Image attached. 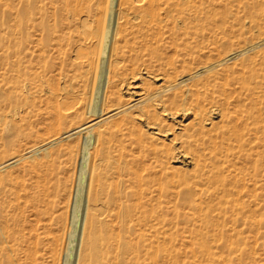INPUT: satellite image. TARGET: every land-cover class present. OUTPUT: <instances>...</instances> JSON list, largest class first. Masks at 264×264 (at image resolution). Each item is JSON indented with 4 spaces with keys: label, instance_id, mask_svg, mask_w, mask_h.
<instances>
[{
    "label": "bare ground",
    "instance_id": "6f19581e",
    "mask_svg": "<svg viewBox=\"0 0 264 264\" xmlns=\"http://www.w3.org/2000/svg\"><path fill=\"white\" fill-rule=\"evenodd\" d=\"M46 1L33 0L28 10L16 15L24 30L40 31L33 42L43 48L38 52L33 49L31 79L41 80L57 65L63 81L70 83V88L57 90L83 110L72 117L81 121L68 120L71 114L65 112L50 124L54 130L71 127L40 146L49 149L50 160L38 164L50 167L39 174L33 187L20 188L23 195L16 189L1 190L4 179L0 176V264H17L21 244L33 246L35 242L30 244L32 240L24 232L32 219L23 223L24 227L20 225L27 208L42 222L38 228L42 227L44 234L54 235L58 229V242L54 243L59 250H53L56 264H186L174 248L181 219L192 226L190 242L200 246L190 250L195 264H229L239 258H235L239 248H234L239 245L237 225L254 221L259 226L254 212H249L251 216L244 210L242 194L248 193L241 192L246 177L240 166L245 161L246 166H253H248L249 171H257L262 164L264 168V49L259 48L264 44L263 0H147L145 5L142 0L140 6L138 1L104 0L106 4L98 11L107 15L106 20L100 14L101 19L98 15L91 19L89 12L95 7L89 0H50V5ZM53 3L56 5L51 6ZM216 8H222L226 16L234 15L235 20L241 11L259 35L242 37L237 42L247 46L220 58V50L208 46L217 42L205 39L202 23L216 14ZM83 10L88 12L84 11L86 18H82ZM258 11L260 14L255 13ZM61 13L68 14L69 23L78 19V13L82 15L78 21L86 29L77 32L83 35L80 39L66 38L61 31L57 34L59 26L68 23L65 18L63 22ZM9 32V27L4 34L0 31V43ZM237 33L241 36L244 31ZM49 46L58 54L56 62L48 53ZM251 50L256 51L247 55ZM202 56L217 59L193 65ZM45 81L28 93L55 90ZM10 82L12 90L27 87L18 77ZM85 130L88 132L78 138L73 152L70 147L69 157L59 141ZM64 150L70 162L77 156L78 177L71 192L66 179L58 178L53 167L65 155ZM239 159L243 160L240 166ZM18 160L0 163V170ZM172 162L190 169L181 171ZM257 183V190L263 187ZM253 189L250 191L255 192ZM262 195L257 194L258 200ZM56 197L67 199L71 225L79 227L73 252L70 244L65 247L66 219ZM113 216L116 222L110 219ZM220 220L232 222L230 231L237 239L225 234ZM35 235V244H41L40 235ZM215 238H225L233 248L217 253L211 247ZM28 246L29 251L23 250L27 258L22 261L20 257V261L30 259L33 264L36 252Z\"/></svg>",
    "mask_w": 264,
    "mask_h": 264
},
{
    "label": "rangeland",
    "instance_id": "374dc122",
    "mask_svg": "<svg viewBox=\"0 0 264 264\" xmlns=\"http://www.w3.org/2000/svg\"><path fill=\"white\" fill-rule=\"evenodd\" d=\"M32 1L33 0H0V7H2V9L0 8L1 9L0 10V17H1L0 18V20H1L0 21V29H1L0 31L3 32L2 34H4V31L7 27H9V29H10V32H9L10 34L6 35L5 38L3 39L2 43H0V45H1L0 46V163H4V162H6L12 158L20 159L15 164H10V166H7L6 168H3L0 170V176L4 179V181L2 182V189L1 190L16 189V190H19V193L17 191L18 195H23V190L20 189L21 187H24L26 189L33 187L36 184V181L38 179L39 174H43L44 169L50 167V166H42V165H41L42 166L41 167L40 164H38V163H41V164L43 163V165H45V164H47L46 162H49V160H50V156L48 153L49 149H47L45 146L44 147H40V146L43 143H45L47 140L58 136L63 131L68 130L71 127V126L67 125L63 128H58V129L55 128V130H54V128L52 126H50V124L51 123L53 124V122L55 120L59 121L62 113L64 114L66 112L67 114H71V116L68 117V120H69L70 118L72 119V117L76 113H79L83 110V109H78L79 106L77 105V102L75 100H70V99L68 100L66 95L63 96L61 94V91L57 90L62 86H64L65 90H66V87H68V86L70 88V83L67 82V83H69V84H67L66 82L63 81V78L60 74V70H59L57 65H54V67H52L50 69V71L45 73L44 76L40 77L41 80H44V81L46 80L47 81V82L45 81L46 84L53 87V89H55V90H51L49 88L46 91L36 92L32 95H30L28 93L29 90H33V88L36 89L41 84V80H32L31 79L32 72L35 70L34 69L35 68V62H34V59L32 56V52H33L34 48L38 52V50L41 47L43 48V45L38 43V47H37V45L35 46V44H37V43L33 42V40H34L33 38L39 37L40 31H37V29L31 30L30 28H27L24 30L23 28H21L18 25L19 23L17 20L18 18H16V15H17V12L22 13L26 9L28 10L30 8L29 6L32 4L31 3ZM117 1L123 2V0H114V2H117ZM126 1L123 3L124 4L128 3V2L131 4H134V3L138 4L139 3L138 4L139 6H140V4L142 5L143 2H144L143 5L148 3L147 0H144L143 2H142V0H136V1L133 0V3H132V0H130V1L126 0ZM137 1H138V3H137ZM139 1H141L142 3ZM235 1L237 2L238 0H235ZM243 1H245V0H243ZM46 2L48 3L47 5H50V3H49L50 0H48ZM88 2H90V3L92 2L91 3L92 6L95 7L94 11L92 10L93 8L91 7L90 12H89V15L91 13V15H90L91 19L95 20V19H97V17L95 15L100 14L99 9L106 3L104 0H101V2H100V0L99 1L97 0V5L99 4V6H100V7L99 6L97 7V5L95 4L96 3L95 0L94 1L89 0ZM93 2L95 4V6H94ZM98 2H100V3H98ZM234 4L236 5V3H234ZM54 5H56V3L51 4V6H54ZM125 6H128V5H125ZM120 7H121V5H120ZM123 7H124V5H123ZM47 8H50L47 10H48V12L50 11L49 14L51 15V12H52L51 8L52 7L48 6ZM217 9L218 8L215 9L216 14L212 15V17L208 21H206L207 23L204 21H202V23L204 24L203 33H204L205 39L208 38L209 40H214L217 42V44H215L216 46H214V45H208V46H210V47L213 46L216 49L218 48L217 50H220V54H221L220 58L227 56L229 53H231L234 50H238L242 47L247 46V44L243 45L242 42H240V43L237 42V41H239V39L241 40L242 37H248L250 34L254 35V37L259 35V31L253 27H250L251 23H250L249 18L244 13H242L241 11L238 12V15H237L239 17V20H235L236 18L233 17L234 15L228 14L226 16L221 12L222 8H219L218 10ZM263 9H264V0H263ZM85 10H83L81 12V14L83 13L82 15L85 14L82 18H86L88 15V14L86 15L85 12H87V11H85ZM222 11H223V9H222ZM259 12L260 11L255 12V13L258 14ZM255 13H253V14H255ZM81 14L78 13V15H76V17L78 19L81 18V16H82ZM101 14H100V16L103 18V20H106L107 15L104 14V16H105L104 17L103 13H101ZM50 15H49V18H51V22H52L53 17H50ZM62 15H64V16H62ZM66 15L68 17V14H66V13L60 14V17L64 20V21L63 20L62 21L65 22L67 20L68 23L61 24L63 27L61 28V26H59V28H58L59 33L57 31V34H60V31H61L63 33V34L62 33L61 34L64 35L66 38H70L72 40L75 38L77 40V38L79 37L78 39H80L81 36H83V35H80V33L78 34L77 32H80L82 30L85 31L84 29H86V28L82 29V25L79 24V21H78V19H76V17L73 18V19H76V21L74 23L73 22L69 23L70 19H67ZM262 16L264 18V14ZM98 17H99V15H98ZM101 17H99V18L101 19ZM70 24H73V25L70 26ZM74 24L76 25V28L74 27L75 26ZM67 26H68V28H67ZM220 27H224V28H220ZM238 30L244 31V34L239 36V34L237 33ZM34 31H37V32H35V35L33 34ZM66 33H68V35ZM70 34L73 36L71 37ZM74 35H75V37H74ZM75 39H74V41H76ZM205 39H204L205 43H208ZM53 40L51 43L55 44V41L53 42ZM54 44L51 45L52 48L56 47ZM51 46H49V48H48L49 49L48 53H50V52L52 53V50H50V49H52ZM259 48L264 49V44L261 45ZM53 50L55 51V49H53ZM255 51L256 50L248 51L247 55L251 56ZM51 55H52V58L54 59V62H56L57 56H58L56 51L54 53H52ZM200 58H201L200 59L201 61L197 60L196 63L193 65H199L201 63H204L208 58H210V59H208L210 61H207L208 63H213L217 59L214 56H210V57L202 56ZM229 62H230L229 64H231L232 61H229ZM57 74H58V76H57ZM56 76L58 79L56 78ZM14 77L15 78L18 77L20 80H24L26 82L25 85L27 87H25V89H24V87L23 88L21 87L19 89V91L12 90V88H11L12 86H11L10 81ZM53 78H55L56 80L54 79V81H53ZM30 86L32 88H30ZM69 88H67V89L69 90ZM18 93H19V95H18ZM107 94H110V93H107ZM71 119H70V121H71ZM73 119H72V121H81L78 119H74V120ZM74 125H75V123L72 126H74ZM87 132H88V130H85V131L78 133L76 136H74L72 138H68V139L65 138V139H61L59 141V144H62V145L64 144L63 148H66L68 150V152H67L68 156H69V153L71 151L73 152V150L76 149L75 146L78 142V138ZM70 147H72L71 151H69ZM4 150H6V151L3 152ZM67 150H64L65 152H63V153H65V155L61 156V158H60L61 160L58 159V161H57L58 163H55V165L53 167H54V170L57 171L56 174H57L58 178H60V179L62 178L61 180H63V178L66 179V181L68 182L66 184H67V186L71 192L72 190L74 191V189H75L74 187H76V185L74 186V183L76 184L77 177H78L77 176L78 173L76 172V165L74 162V159L77 156H74V158H71V162H70L69 161L70 159H68L70 156L67 157V155H66ZM240 161H243V160L239 159L237 165L243 163V165H241V166L239 165V166H240L241 171H242V169L245 171L244 174H245L246 178H244L243 173H240L239 175L240 176L243 175L242 177L244 178V181H245V179H248V182L242 181L241 184L244 185L243 183H245V185H246L245 189L247 187V189L249 190L247 192V190L244 191L245 189H241L242 190L241 192L248 193V196L246 194H242L243 199L245 201L244 210L246 209L245 213L248 211L247 214H249V215H251L250 213L254 212L253 216L256 215V219L258 220L257 225H259V226L256 227L255 223H253L254 221H252L251 223H250V221H248L246 223H243V225L240 224V226H239V224L237 225L236 229L240 233V234H238L239 235V241H237V242H239V245H235L234 248H237V247L239 248L238 249L239 252L237 251L238 255L235 253L236 254L235 258L236 257H239V258L235 259L234 261H232L229 264H264V204H263L264 203V201H263L264 200L263 199V197H264V188H263L264 187V184H263L264 183V176H261V175H264L263 174L264 168L262 166L263 164L262 165L259 164L262 168H260V166H259V167H257V171H255L254 168H252V170L254 169L253 171H249V170H251L250 167H253V166H251L252 164L250 165V163H249L248 166L250 165V167H248V166H246L247 163H244L245 161H243L242 163H240ZM179 163L180 162H172L171 164L180 166L181 171H184V172L189 171V169H190L189 166L188 167L182 166V165H180L181 163L180 164ZM258 168H260V169H258ZM249 172L250 173L252 172L251 175L249 174L250 176L247 175ZM255 172H256V174H255ZM257 172H258V174H257ZM254 174L257 175V177L259 179L256 176H254ZM259 175L261 178L259 177ZM253 176H254V178H253ZM249 179H251V180H249ZM252 179L254 180V182ZM260 179H262V180H260ZM256 180L257 181L259 180L258 181L259 183H260V181H262L260 184H262L263 187H260L258 189V190H260V192H258L257 186L255 185L257 183ZM247 183H250V184L247 185ZM259 183H257V185ZM252 184H253V186H251ZM251 188L252 189L255 188L256 190L255 189H253V190H255V192L257 191V194H259L260 197H261V194L263 193L262 198H260L258 200L259 196H257V194H255L254 191L251 192L252 191V190L250 191ZM1 190H0V192H1ZM250 192L252 193V195L250 194L252 197H254V195H255V197L257 199L256 201L254 200L255 197L252 198L249 195ZM56 200H57L56 202H57V205L59 208H61L63 206L61 211H63L64 217L66 219L65 228L67 229V231H66L64 228L63 233L65 235H63V237L65 240V247L70 244V246H69V249H70L72 247H75V242H73L74 241V233L78 232L79 227L75 223L73 225H71L70 215H69L70 207L67 203H65V201L67 199L64 200L62 197L61 198L56 197ZM252 200H254L255 203ZM63 204H65V205H63ZM168 205L172 206L171 203H169ZM249 206L251 209L249 208ZM27 209L28 210L25 209V211H24V212H27V215H26V213L23 214L22 221L20 222V225H22L24 227L23 223L27 224L28 221L30 222L31 219H32L31 223H34V224L37 223L35 225V229H32V225L34 226V224H31V223L27 224V225L25 224L26 226L24 227L25 228L24 232L27 233L26 236L29 238V240H32V241H30V244L33 241L36 242L37 237L35 235V232H36V234L40 235L39 238L41 237L40 238L41 244L36 245L34 242L33 243L34 247L32 245H29L32 247V250L36 252V253L34 252L35 255L33 256V257H35V259H34L35 262H33V264H40V262L42 260L43 261L41 262V264H52L54 262L53 252L55 251V249L59 250V247L55 246L56 243L58 242L55 239V237L59 234L58 233L59 231H58L57 227H55L57 229V231L53 230V229H52V231H56L57 234L55 233L53 235L54 232H51V233L49 232L47 235L44 234L45 232H43L44 231L43 228L42 227L38 228V226L40 227V224L42 225V222L40 223L38 221V219H36L37 221L35 220V216L33 214L34 212L31 210V208H27ZM29 209L33 213H29V212H31ZM181 209H182V207H181ZM186 210L187 209L184 208V211H186ZM255 211H256V213H255ZM30 215H32V216H30ZM110 219L113 220V222L116 220V219L114 220V216H113V218L111 217ZM34 221H36V223ZM182 221H183V219H181V222L178 224V229H177L178 231H177V234H176L175 240H174V248H176L178 253H179L178 259L180 261H185L186 264H195L194 260L192 259L193 257H190L191 256L190 250L197 249L200 246L190 242V238H191L192 234H191V231H189V230L191 229L192 226L190 224H188L187 222H184V221L182 222ZM219 222L221 223L222 228L225 230V234H231L230 238L235 240V238L238 237L237 235H233L234 233L230 231V229L233 227L232 222H230L229 220H224V222L220 220ZM249 223H250V225H249ZM252 223L254 225L251 226ZM28 225L32 230L29 229ZM194 228L196 229V227H194ZM37 230H38V232H37ZM228 231H229V233H228ZM41 232H43V233H41ZM192 232H194L193 234H196L195 230ZM210 234H212V233H210ZM212 236H214V235H212ZM216 236H214V237H216ZM67 237H68V240H67ZM42 238L44 241L42 240ZM215 239H217V238H215ZM223 240H225V238L224 239L222 238L221 240L217 239V240L213 241V243H212L211 247L217 253L218 252L220 253L221 251H226L228 248H233V247H231V245H229L228 241H223ZM49 242H50V244H49ZM54 242H56V243H54ZM42 243H44V244H42ZM28 244H29V242H28ZM28 244H25L24 247H23L24 244L23 243L21 244L22 245V249H20L21 252L20 253L17 252V257L19 256V254H21L19 256V259L18 258L16 259L17 264H19V261L22 260V258H23L22 261H24V257H25L24 255L27 254V252H25V251L23 252V250H25L27 248ZM38 246H41L38 248V250L41 249L40 252L37 250ZM52 246L56 247V248H53ZM31 247H29L30 250H31ZM48 248L52 252L49 251ZM43 249H46L47 251L44 252V251H42ZM73 249L74 248H72V250H70V252L71 251L73 252ZM27 250L29 251L28 248L26 249V251ZM185 251H186V253H185ZM49 253H50V255H48ZM42 254H44V255L46 254V255L43 256ZM37 256H38V258H37ZM50 256H52V257L50 258ZM20 257H22V258H20ZM25 258H27V257H25ZM185 258L188 260H186ZM28 260H30V259L25 260V262L20 261V264H22V263L29 264L31 262V260L30 261H28ZM39 260H40V262H39ZM187 261H188V263H187ZM37 262H39V263H37ZM54 263L56 264V262H54ZM8 264H11V263H8ZM31 264H32V262H31Z\"/></svg>",
    "mask_w": 264,
    "mask_h": 264
}]
</instances>
